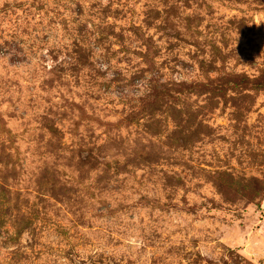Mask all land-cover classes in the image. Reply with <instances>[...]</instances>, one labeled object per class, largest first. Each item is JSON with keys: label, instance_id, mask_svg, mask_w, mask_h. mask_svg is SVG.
I'll return each mask as SVG.
<instances>
[{"label": "rangeland", "instance_id": "rangeland-1", "mask_svg": "<svg viewBox=\"0 0 264 264\" xmlns=\"http://www.w3.org/2000/svg\"><path fill=\"white\" fill-rule=\"evenodd\" d=\"M0 264H264V0H0Z\"/></svg>", "mask_w": 264, "mask_h": 264}]
</instances>
